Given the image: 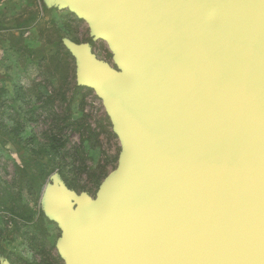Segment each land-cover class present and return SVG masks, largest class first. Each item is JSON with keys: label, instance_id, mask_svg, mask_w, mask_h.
<instances>
[{"label": "water", "instance_id": "1", "mask_svg": "<svg viewBox=\"0 0 264 264\" xmlns=\"http://www.w3.org/2000/svg\"><path fill=\"white\" fill-rule=\"evenodd\" d=\"M59 1L121 144L97 199L46 187L65 264H264V0Z\"/></svg>", "mask_w": 264, "mask_h": 264}, {"label": "rangeland", "instance_id": "2", "mask_svg": "<svg viewBox=\"0 0 264 264\" xmlns=\"http://www.w3.org/2000/svg\"><path fill=\"white\" fill-rule=\"evenodd\" d=\"M70 45L116 67L107 44L59 0H0V264H64L47 185L95 200L118 166L113 123L78 82Z\"/></svg>", "mask_w": 264, "mask_h": 264}, {"label": "bare ground", "instance_id": "3", "mask_svg": "<svg viewBox=\"0 0 264 264\" xmlns=\"http://www.w3.org/2000/svg\"><path fill=\"white\" fill-rule=\"evenodd\" d=\"M72 6V7H71ZM67 7H69L70 9H73L74 7H73V4H70V3H68V5H67ZM69 9V10H70ZM86 21V20H85ZM86 23L88 24V26L90 27V29H92L91 28V25H90V23L89 22H87L86 21ZM103 42H105L106 44H107V46L109 47V49L111 50V52H112V54H113V56H114V62L116 63V61H117V56H116V53L113 51V49H112V47H111V45H110V43H109V41H107L106 39H101ZM116 56V57H115ZM104 101V100H103ZM114 128V127H113ZM64 264H65V262H64Z\"/></svg>", "mask_w": 264, "mask_h": 264}]
</instances>
